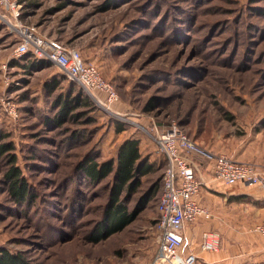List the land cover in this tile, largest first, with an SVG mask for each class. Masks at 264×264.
<instances>
[{"label":"rangeland","instance_id":"obj_1","mask_svg":"<svg viewBox=\"0 0 264 264\" xmlns=\"http://www.w3.org/2000/svg\"><path fill=\"white\" fill-rule=\"evenodd\" d=\"M12 1L21 5L27 26L96 65L120 100L114 107L119 116L101 111L91 114L92 124L80 117L61 127L48 122L56 114L53 102L72 82L51 63L19 81L23 69L8 63L20 60L13 57L15 36L0 24V132L9 134L6 142L14 144L17 165L35 198L32 205L10 200L2 179L6 162L0 158V248L39 264H150L158 246L160 193L124 231L94 243L89 238L103 219L111 180L90 186L72 179L74 167L86 154L106 161L116 157L126 138L147 144L149 134L174 125L233 159L259 150L264 145V0ZM52 73L60 83L53 97L45 85L31 90L32 78L40 85ZM117 123L124 132L116 133ZM164 170L160 157L128 200L129 211L146 190L162 187ZM77 191L84 199L74 196ZM256 209L251 201L233 205L229 215L244 225L207 229L221 234L218 252L261 258L264 238L254 227L264 220Z\"/></svg>","mask_w":264,"mask_h":264},{"label":"built area","instance_id":"obj_2","mask_svg":"<svg viewBox=\"0 0 264 264\" xmlns=\"http://www.w3.org/2000/svg\"><path fill=\"white\" fill-rule=\"evenodd\" d=\"M0 8L3 11L0 22L15 36V59L31 53L37 60L50 62L68 81L78 84L100 111L116 114L114 107L120 100L118 91L96 65L86 62L77 49L58 46L27 26L22 21L21 5L17 1L0 0ZM149 137L166 161L157 204L158 246L150 264H197V256L184 251V232L200 218L211 217L210 211L197 200L202 187V166L197 161H208L215 178L228 186L245 184L264 188V166L216 154L191 139L177 125ZM254 232L264 238V223L257 224ZM220 246V233L205 231L202 234V251L218 252Z\"/></svg>","mask_w":264,"mask_h":264},{"label":"trees","instance_id":"obj_3","mask_svg":"<svg viewBox=\"0 0 264 264\" xmlns=\"http://www.w3.org/2000/svg\"><path fill=\"white\" fill-rule=\"evenodd\" d=\"M49 64L50 62L48 61L37 60L31 53L21 58L18 63L15 61L10 62V66H20L27 75L33 71L47 69L50 66ZM59 86L60 83L56 80L46 83V90L50 94L48 97H53ZM53 106H55L56 114L48 122H54L58 127L63 126L70 118L77 119L79 117L86 120L88 124H92L95 122V118L91 114L101 112L83 89L74 82H72L66 93L58 95L53 102ZM151 108L152 104L146 110L149 111ZM121 124L117 123L115 126L117 134L125 131L124 126ZM8 138V133L0 132V158H3L6 162L5 166L7 168L3 173V184L6 185V190L12 202L18 205L29 203L32 205L35 202L34 195L28 181L23 176L22 170L17 165L18 159L15 154L14 144L6 142ZM154 171L155 166L150 165L143 159L141 142L138 138L124 140L118 147L116 157L112 159L100 161L99 156L86 154L77 161L72 179L77 177L90 186L100 185L107 179L111 180L108 187L109 200L104 210L103 219L95 233L90 236L89 240L91 242L99 243L124 231L127 226L136 220L145 205L162 192V187L160 188L158 185L154 188H149L143 193L140 203L136 205L134 211H129L127 207L128 200L140 191L143 178ZM74 196L84 199L83 196H79L78 191ZM75 204L81 209L82 203L78 202ZM0 264L39 263L28 259L21 253H12L5 248H0Z\"/></svg>","mask_w":264,"mask_h":264},{"label":"crops","instance_id":"obj_4","mask_svg":"<svg viewBox=\"0 0 264 264\" xmlns=\"http://www.w3.org/2000/svg\"><path fill=\"white\" fill-rule=\"evenodd\" d=\"M8 63H10V61H8ZM41 71L45 70L42 69L36 72L39 73ZM22 73L25 74L23 76H20V78L18 79L19 81L23 79L22 77L27 76V73L24 70H22ZM57 74H60V72L58 71ZM52 76H54L53 73L50 76H47V78L44 79V81H42L40 85V82H37L36 85L35 82H33L32 78L31 90H33V92H38V89L42 88L44 85H46V83H49L51 80H53ZM60 76L62 75L60 74ZM34 94L36 93H33V96ZM138 139L141 142L143 159L146 160L147 163L155 166L157 159L161 157L164 162V166H166L165 158L160 153H158L157 147L153 143V141L149 140L147 144H144L142 142V139ZM208 149L216 154L227 155L228 153L224 149H220V147H215L213 145L208 146ZM248 151L250 150L248 149ZM234 159L238 162H253L264 166V145L259 150H255L253 152V155H251L247 151H244L243 153H238L236 157H234ZM197 162L202 166V187L197 200L203 207H206L210 211L211 217L209 219L200 218L196 223L187 227L184 232L185 253L195 254L198 258L197 264H264V253L260 255L261 258L253 259L243 254L233 255L224 251L204 252L201 250V236L205 231H208L207 229L223 228L242 224L244 225L243 221H241L240 223L235 222V219H233L229 215L231 208H233V205L242 206L249 203L250 201L254 202L255 207L257 208L255 212L260 215V220H264V188L260 187L261 189L258 190L257 188L254 189L245 184L228 186L222 181H219L217 178H215L208 161ZM261 251L262 249L260 248V253Z\"/></svg>","mask_w":264,"mask_h":264}]
</instances>
